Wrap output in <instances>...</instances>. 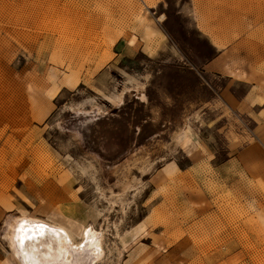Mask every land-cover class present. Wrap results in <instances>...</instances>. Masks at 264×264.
Segmentation results:
<instances>
[{
	"label": "rangeland",
	"instance_id": "rangeland-1",
	"mask_svg": "<svg viewBox=\"0 0 264 264\" xmlns=\"http://www.w3.org/2000/svg\"><path fill=\"white\" fill-rule=\"evenodd\" d=\"M22 220L44 264H264V0H0V264Z\"/></svg>",
	"mask_w": 264,
	"mask_h": 264
},
{
	"label": "bare ground",
	"instance_id": "bare-ground-1",
	"mask_svg": "<svg viewBox=\"0 0 264 264\" xmlns=\"http://www.w3.org/2000/svg\"><path fill=\"white\" fill-rule=\"evenodd\" d=\"M85 233L87 230L84 231ZM15 241L27 264H44L57 261L62 253L63 241H69L71 235L64 228L46 223H19ZM84 233V237L88 238Z\"/></svg>",
	"mask_w": 264,
	"mask_h": 264
}]
</instances>
